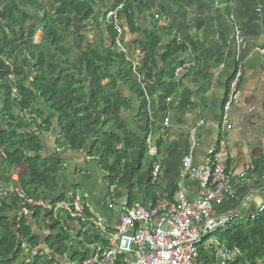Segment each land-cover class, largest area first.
Returning a JSON list of instances; mask_svg holds the SVG:
<instances>
[{
    "label": "crops",
    "instance_id": "0c3cea01",
    "mask_svg": "<svg viewBox=\"0 0 264 264\" xmlns=\"http://www.w3.org/2000/svg\"><path fill=\"white\" fill-rule=\"evenodd\" d=\"M3 1L7 0H0V3ZM17 1L23 13L36 15L35 20L24 26L22 31L16 29L20 38L13 58L25 68L28 80L33 82L36 79L35 67L26 50L42 43L44 16L27 6L25 0ZM36 1L54 20L65 26L70 25L72 32H79L85 37V47L95 44L97 36L104 42L108 41L105 27L101 28L100 33L94 29L93 21L82 22L76 16H68L63 6L55 4L54 0ZM93 1L95 11L106 12L121 0ZM223 2L144 0L125 4H128L134 27L140 32H154L160 37V43L155 49L150 73L146 72L142 64L143 54L133 47L141 36L131 33L124 22L120 24L121 43L127 53L125 62L130 71L131 83L144 92L153 109L149 111L148 126L139 122V99L118 81L117 89L130 105L128 111L122 110L120 114L130 134V146L123 142L116 147L117 152H125L129 158L121 165L119 175L111 185L107 184L109 177L105 180L106 175L101 172L98 158L89 156L95 138L106 131L95 125L102 119L104 109L92 104L90 92L87 90L86 93V107L92 113V120L85 123L84 131L88 140L84 150L79 153L55 147L59 117L44 102H39L38 109L51 123L50 134L42 139L44 152L61 161V171L56 176L58 189L46 195L48 201H41L55 202L64 198L62 201L70 203L73 197L79 196L83 203L84 220L68 222L67 219H60L61 223L68 222L71 238L79 235L83 225L86 232L104 238L95 220L99 216L103 217L108 228L118 223V209L108 208L111 199L116 203L125 202L131 208L147 207L154 197L148 185L150 166L154 160L161 165L158 193L174 199L180 187L179 173L183 158L191 156L194 165L204 163L206 151L216 145L221 135H225L229 143L222 160L235 177L246 172V167L251 166L252 169L249 179L234 185L218 211L239 212L242 208L243 216L247 217L264 203V52H260L264 51V0H231L227 7L222 6ZM229 13L234 15L233 21L227 18ZM234 27L246 38L245 42L233 41ZM70 38L65 37L63 45L66 49ZM173 41L184 46L185 53L163 58L165 48ZM76 53L74 47L70 48L69 60L74 61L70 56ZM185 63L192 66L183 77L176 79L174 70ZM239 68L241 77L236 92L237 104L230 110V127L224 132L221 130L222 108L229 84ZM118 69L114 65L105 69V72L108 76H114ZM72 75L77 76L78 81L87 83L86 76L79 77L74 72ZM9 82L12 83V80ZM171 83L177 85V92L166 97L161 87ZM108 84V80L102 82V86ZM3 125L0 120V130ZM158 143L161 145L160 151L151 157L148 151L153 148L156 150ZM181 185L186 191V198L189 201L195 199L198 194L197 182L186 179ZM3 189L9 192L11 188H0V191ZM37 223L33 231H37L41 240L52 235L49 223L42 218ZM66 246L69 247V244ZM21 247L26 258L35 255L36 251L30 253L25 243ZM77 252L76 248L70 249L64 261L58 260L54 264H73L70 261ZM43 254L50 255L46 251Z\"/></svg>",
    "mask_w": 264,
    "mask_h": 264
},
{
    "label": "trees",
    "instance_id": "16d2710c",
    "mask_svg": "<svg viewBox=\"0 0 264 264\" xmlns=\"http://www.w3.org/2000/svg\"><path fill=\"white\" fill-rule=\"evenodd\" d=\"M25 1L27 6L44 16L42 43L26 50L35 67L36 79L33 82L28 80L25 68L13 58L20 38L17 31H22L24 26L35 20L36 15L23 13L17 0L0 3V120L4 123L0 130V188L14 190L4 196L0 194V264H54L58 260L64 261L68 251L74 248L78 252L70 262L80 264L90 256V244L105 247L106 240L86 232L84 225L80 227L79 235L71 238L68 222L79 220L68 216L66 218L61 214L54 219L46 210L33 208L31 204L32 199L48 201L46 195L55 193L58 189L56 176L61 171V161L44 152L42 139L50 134L51 123L44 118L38 104L44 102L59 117L55 147L75 153L86 147L88 135L84 126L92 120V113L86 107L87 90L92 104L98 108L103 107L102 119L95 125L106 131L95 138L89 156L98 158L102 174L109 175L108 185L116 180L121 165L129 158L127 153L116 150L117 145L123 142L130 146V134L120 117L121 111H128L130 105L118 91V81L139 99L138 119L146 126L153 106L147 102L144 92L131 83L130 71L125 62L127 56L115 44L117 32L105 21L107 11H95L93 0H54L55 4L63 6L68 16H76L82 22L93 21L94 29L99 30L98 32L101 33V28L105 27L108 41L104 42L97 36L95 44L85 47V37L79 32H72L70 25L65 26L54 20L36 0ZM118 20L121 25L124 22L131 33L141 36L133 47L143 54V69L150 73L160 37L151 31L140 32L134 27L128 4L119 12ZM66 36L72 38L77 52L74 61L69 60L70 48L66 49L63 45ZM121 39L122 34V45ZM185 49L173 41L165 48L163 58L183 54ZM114 65L118 66V72L114 76H108L105 69ZM72 72L79 77L86 76L87 83L78 81ZM11 74L13 85L8 80ZM105 80L109 84L102 86ZM12 87L15 89L13 95ZM161 91L166 97L173 96L177 92V85L171 83L163 86ZM160 146L158 143V153ZM14 171L16 179L12 177ZM85 215L88 214L85 212ZM40 218L50 224L52 232L44 240L38 237L36 230L33 231ZM61 218L68 222L61 223ZM211 236L212 240L225 247L240 250L241 256L237 264L263 262L264 209L258 217L247 222H234ZM23 243L30 253L36 251L33 257L29 255L24 259V248L21 247ZM43 251L50 254L49 257ZM199 256L204 264L216 262L212 251L204 246L199 249Z\"/></svg>",
    "mask_w": 264,
    "mask_h": 264
},
{
    "label": "built area",
    "instance_id": "2783aa9c",
    "mask_svg": "<svg viewBox=\"0 0 264 264\" xmlns=\"http://www.w3.org/2000/svg\"><path fill=\"white\" fill-rule=\"evenodd\" d=\"M141 1L144 0H121L105 14L106 21L117 32L116 47L126 56L127 53L120 44L122 29L118 14L126 3ZM223 1L222 6L227 7L231 0ZM227 18L233 21L234 15L229 13ZM234 31V42L246 41L238 28L234 27ZM191 66L192 64H181L174 70V77L176 79L183 77ZM240 77L239 68L229 84L222 108L221 130L224 132L230 127V110L237 104L236 92ZM12 79L11 74L9 80ZM12 92L15 93V90L12 89ZM228 144L227 137L221 135L216 145L206 151L204 163L199 165L193 164L191 156L183 158L179 173L180 187L174 199L160 195L156 191L161 165L159 161L154 160L148 177V185L154 192L153 199L145 208H131L125 202L116 203L111 199L108 208L118 209V223L108 228L103 217L96 218L95 224L104 236L107 246L90 244V256L80 264H204L200 260L199 249L205 242L207 249L214 255L215 264H237L241 256L240 250L236 247H225L212 240L210 236L218 230L226 229L234 222H246L258 217L264 209V203L253 215L247 217L240 215L237 210L227 213L218 211L225 197L231 194L234 185L249 179V171L252 169L251 166L246 167V172L235 177L222 160ZM148 154L155 157L157 151L153 148ZM108 177L109 175H106L105 180H108ZM186 179L194 180L198 184V194L191 201L186 198V191L181 185ZM81 201L76 195L70 203L62 200L55 202L37 200L31 203L34 208L40 207L49 212L54 219L61 214L66 218L68 216L70 219L83 221ZM257 264H264V261Z\"/></svg>",
    "mask_w": 264,
    "mask_h": 264
},
{
    "label": "rangeland",
    "instance_id": "374dc122",
    "mask_svg": "<svg viewBox=\"0 0 264 264\" xmlns=\"http://www.w3.org/2000/svg\"><path fill=\"white\" fill-rule=\"evenodd\" d=\"M42 2H44L45 0H41ZM71 39V41H70V43H66L67 45H68V48H71L72 49V45H73V40H72V38H70ZM74 51V50H73ZM71 53H72V51H71ZM71 57V59L72 60H74L75 59V55H73V56H70ZM12 177L14 178V179H16V171H14V172H12ZM10 192V191H9ZM7 190H2V191H0V194H2V195H6L7 193H9ZM257 211V209L255 210V212ZM249 221V220H248ZM247 222V221H246ZM210 238H212L213 239V237L212 236H210ZM205 248H207V242H205V244L203 245ZM24 259H26V256H25V258ZM26 260H24V262H25ZM77 264V263H76Z\"/></svg>",
    "mask_w": 264,
    "mask_h": 264
},
{
    "label": "water",
    "instance_id": "95a60500",
    "mask_svg": "<svg viewBox=\"0 0 264 264\" xmlns=\"http://www.w3.org/2000/svg\"><path fill=\"white\" fill-rule=\"evenodd\" d=\"M250 200H252V199H250ZM259 204H260V203H258V205H259ZM242 212H243V209L241 208V210L239 211V214H240V215H243ZM254 213H255V211H253V212L251 213V215H253Z\"/></svg>",
    "mask_w": 264,
    "mask_h": 264
},
{
    "label": "clouds",
    "instance_id": "9594fccd",
    "mask_svg": "<svg viewBox=\"0 0 264 264\" xmlns=\"http://www.w3.org/2000/svg\"><path fill=\"white\" fill-rule=\"evenodd\" d=\"M8 64V63H7ZM9 80V79H8ZM12 82H13V79H12ZM15 90V89H14ZM13 93V92H12ZM13 94H15V93H13Z\"/></svg>",
    "mask_w": 264,
    "mask_h": 264
},
{
    "label": "flooded vegetation",
    "instance_id": "af4514ba",
    "mask_svg": "<svg viewBox=\"0 0 264 264\" xmlns=\"http://www.w3.org/2000/svg\"><path fill=\"white\" fill-rule=\"evenodd\" d=\"M13 81H14V79H13Z\"/></svg>",
    "mask_w": 264,
    "mask_h": 264
}]
</instances>
